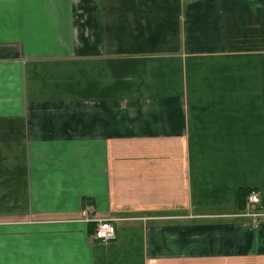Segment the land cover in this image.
Instances as JSON below:
<instances>
[{
  "label": "crops",
  "instance_id": "1",
  "mask_svg": "<svg viewBox=\"0 0 264 264\" xmlns=\"http://www.w3.org/2000/svg\"><path fill=\"white\" fill-rule=\"evenodd\" d=\"M251 188L264 0H0V264H264Z\"/></svg>",
  "mask_w": 264,
  "mask_h": 264
},
{
  "label": "built area",
  "instance_id": "2",
  "mask_svg": "<svg viewBox=\"0 0 264 264\" xmlns=\"http://www.w3.org/2000/svg\"><path fill=\"white\" fill-rule=\"evenodd\" d=\"M226 216L249 218L255 226H258L261 219L264 218V205L261 202L260 194L257 190L252 189L246 199L245 208L238 212ZM118 217H87L85 220L95 223L92 237L96 241L109 242L118 236V227L116 221Z\"/></svg>",
  "mask_w": 264,
  "mask_h": 264
},
{
  "label": "trees",
  "instance_id": "3",
  "mask_svg": "<svg viewBox=\"0 0 264 264\" xmlns=\"http://www.w3.org/2000/svg\"><path fill=\"white\" fill-rule=\"evenodd\" d=\"M252 190L251 189H243L241 190V200H240V203H239V206H238V209L239 210H242L245 208V203H246V199H247V196L249 194V192Z\"/></svg>",
  "mask_w": 264,
  "mask_h": 264
}]
</instances>
